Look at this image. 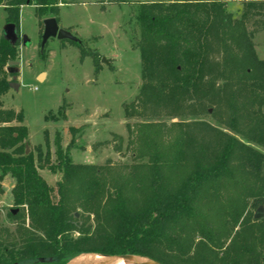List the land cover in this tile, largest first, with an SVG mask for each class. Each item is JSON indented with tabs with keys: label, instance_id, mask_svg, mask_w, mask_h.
<instances>
[{
	"label": "trees",
	"instance_id": "16d2710c",
	"mask_svg": "<svg viewBox=\"0 0 264 264\" xmlns=\"http://www.w3.org/2000/svg\"><path fill=\"white\" fill-rule=\"evenodd\" d=\"M59 4L0 0L17 35L15 44L0 38V181H14L6 217L15 224L13 231L0 224V264H67L84 254L264 264V218L254 219L264 211V60L252 41L264 33V0L244 2L238 20L218 0L141 4L134 45L141 85L125 117L186 120L128 124L130 164H74V138L63 151L56 135V166L46 163L61 172L53 189L38 172L41 151L26 154L22 113L3 109L1 98L20 42V9L42 16ZM64 106L58 114L66 121ZM108 147L119 152L121 143L92 148Z\"/></svg>",
	"mask_w": 264,
	"mask_h": 264
},
{
	"label": "rangeland",
	"instance_id": "374dc122",
	"mask_svg": "<svg viewBox=\"0 0 264 264\" xmlns=\"http://www.w3.org/2000/svg\"><path fill=\"white\" fill-rule=\"evenodd\" d=\"M158 1L138 0L115 6L101 4L100 0H59L57 13L42 16H38L33 7L21 8L20 42L15 59L19 61L18 80L13 81L8 65L5 67L8 84L15 82L19 86L17 89L8 88L1 98L2 108L22 113L23 125L28 131V153L36 157L37 150L41 151L42 166L38 172L49 187L56 189L61 177L59 169L49 170L46 165L48 158V163L56 166V135L61 138L63 151L74 138V145L68 151L74 164L100 166L107 160L130 164L126 155L128 124L186 120L126 118L124 114V108L134 101L141 85L140 56L134 48L138 38L135 18L141 4ZM218 1L223 2L226 12L234 20H238L242 5L248 0ZM47 18H55L58 27L78 38L81 45L50 39L41 52L43 21ZM5 22L6 13L0 8V32ZM22 36L28 40L25 46L22 45ZM252 41L258 59L264 60V33L253 35ZM37 74L44 76L37 80ZM63 103L66 121L58 114ZM202 119L214 124L209 117ZM70 127L78 130L75 136L69 132ZM105 141L121 143V150L115 152L111 147L92 148ZM0 185L3 188L0 224L13 231L15 224L6 214L13 209L11 190L14 181L7 176L0 181ZM55 263L47 261L35 264Z\"/></svg>",
	"mask_w": 264,
	"mask_h": 264
},
{
	"label": "water",
	"instance_id": "95a60500",
	"mask_svg": "<svg viewBox=\"0 0 264 264\" xmlns=\"http://www.w3.org/2000/svg\"><path fill=\"white\" fill-rule=\"evenodd\" d=\"M3 37L5 38V40L10 42L11 44L16 43L17 35H16L14 25L6 24L4 26ZM50 39H56L59 42L67 41V42H71V43H75V44H80V40L78 38L73 36L70 32H68L64 29H60L54 18H47L43 21V34L41 37V44H40L41 50L44 49L46 43ZM27 43H28V40H27L26 36H22V44L26 45ZM102 62H105V60L102 59ZM8 65L14 67L11 70H9L10 74H17L18 73V62L17 61H14V62L11 61L8 63ZM41 77H42V75L39 76V78H41ZM12 80L13 81L16 80L15 75L12 77ZM8 86H9V88L17 89L19 85L15 82H11L8 84ZM25 149H26V154H28V147L26 146ZM15 212L16 211H13V214ZM76 216H77V214H76ZM263 218H264L263 208H259L254 214V219L255 220H261ZM105 257H108V256H105ZM111 258H114V257H111ZM115 258H133V257L127 256V257H115ZM139 258H143V257H139ZM144 259H146L148 261V264H159V263L154 262L152 260H149L147 258H144ZM73 260L69 261L67 264H70Z\"/></svg>",
	"mask_w": 264,
	"mask_h": 264
},
{
	"label": "bare ground",
	"instance_id": "6f19581e",
	"mask_svg": "<svg viewBox=\"0 0 264 264\" xmlns=\"http://www.w3.org/2000/svg\"><path fill=\"white\" fill-rule=\"evenodd\" d=\"M44 74L40 79H42ZM70 264H148L144 258H111L97 254H84L74 259Z\"/></svg>",
	"mask_w": 264,
	"mask_h": 264
},
{
	"label": "crops",
	"instance_id": "0c3cea01",
	"mask_svg": "<svg viewBox=\"0 0 264 264\" xmlns=\"http://www.w3.org/2000/svg\"><path fill=\"white\" fill-rule=\"evenodd\" d=\"M29 7H31V6H29ZM34 8V7H33ZM2 9V8H1ZM21 10V9H20ZM20 17V16H19ZM5 25H6V22H5ZM4 25V26H5ZM4 26H3V29H4ZM3 29L1 30V32H0V38L3 36ZM21 32H23V31H21ZM24 33V32H23ZM56 40V39H55ZM23 45V44H22ZM23 46H25V45H23ZM257 49H255V52H256V55H257V51H256ZM260 52H262L261 50H260ZM262 53H264V51L262 52ZM258 57V56H257ZM8 72H9V70H11L12 68H14V67H12V66H9L8 65ZM19 61H18V73H19ZM18 73L17 74H11V76L13 77L14 75L16 76V80H18ZM9 74H10V72H9ZM40 75H43V74H37L36 75V78H37V80H38V78H39V76ZM3 97V96H2Z\"/></svg>",
	"mask_w": 264,
	"mask_h": 264
}]
</instances>
